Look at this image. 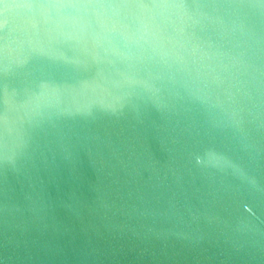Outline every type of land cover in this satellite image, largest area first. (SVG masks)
Here are the masks:
<instances>
[{"label": "water", "instance_id": "obj_1", "mask_svg": "<svg viewBox=\"0 0 264 264\" xmlns=\"http://www.w3.org/2000/svg\"><path fill=\"white\" fill-rule=\"evenodd\" d=\"M0 264H264V0H0Z\"/></svg>", "mask_w": 264, "mask_h": 264}]
</instances>
